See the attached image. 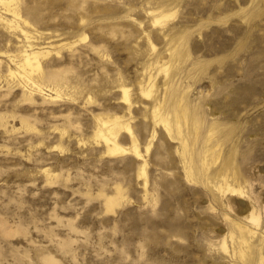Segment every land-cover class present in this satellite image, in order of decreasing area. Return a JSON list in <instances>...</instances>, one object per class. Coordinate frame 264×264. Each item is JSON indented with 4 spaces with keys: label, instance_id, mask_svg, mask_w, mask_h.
Masks as SVG:
<instances>
[{
    "label": "rangeland",
    "instance_id": "rangeland-1",
    "mask_svg": "<svg viewBox=\"0 0 264 264\" xmlns=\"http://www.w3.org/2000/svg\"><path fill=\"white\" fill-rule=\"evenodd\" d=\"M19 5L31 37L52 44L32 81L11 76L0 54V264L264 262V0ZM15 33L0 26V52L17 54ZM151 83L147 97L141 87ZM165 94L163 109L177 100L192 111L193 120L181 118L189 149L200 152L211 136L215 154L234 155L244 195L208 186L219 163L188 179L179 140L154 120ZM98 117L130 124L146 178L133 152L107 153ZM118 136L131 146L124 127ZM252 211L259 227L245 220ZM234 223L252 232L247 244Z\"/></svg>",
    "mask_w": 264,
    "mask_h": 264
},
{
    "label": "bare ground",
    "instance_id": "bare-ground-1",
    "mask_svg": "<svg viewBox=\"0 0 264 264\" xmlns=\"http://www.w3.org/2000/svg\"><path fill=\"white\" fill-rule=\"evenodd\" d=\"M165 17L166 16H164L163 13L157 15V17L154 18V23L160 22L161 19H164ZM0 26L9 31L10 33L12 31H16L17 33L15 34H18L20 37H23L22 39L18 37V41L21 44L17 54H6L0 52L1 55L4 54L5 56H7L11 64L15 67V70L11 69L10 75L13 76L19 74L22 75L24 78L32 81V76L34 74L42 73L44 62V60L42 59H45V56L48 57V53L51 54L48 48H50L52 41H47L42 44L40 40H38L36 37H31V33L27 30V28L31 26L29 22L20 13L19 0H0ZM54 47H56V45ZM162 71L166 72V74H169L170 68L165 67L164 69H162ZM34 84L40 88V91L43 92V88H41L40 85L36 83ZM153 84L154 83H151V85L147 84L148 86L141 87V92L147 97H152L155 93L153 89ZM166 94L163 98H161V100L159 98H155L154 100V120L155 123L161 122L171 134V136L179 140L182 146L181 154L183 155V163L186 168V175L188 179H191L193 172L198 176L205 175L206 178L207 172H209V166L212 164V162L215 164L219 163L221 167L219 169V172L212 177L213 180L210 181V178L207 177L208 186L211 185L212 190L221 197H225L228 193H230L231 196L238 197L244 195L245 188L241 185L240 182L245 179V174L235 164L234 155L231 154L228 158H223L221 151L215 154V147L213 148L214 145H209L211 136L208 137L205 142V145L203 146L200 152H197L196 150L191 148L189 149L187 144L188 137L182 131L181 118L183 117L184 120H193L192 111H190V108L187 106H185V108L183 109H179V107H177L179 105L177 100L169 102L168 106H165V108L163 109L162 106L165 105L164 103L166 101ZM56 95L59 96L58 93ZM130 97L131 96L129 94L128 88H124L123 98L126 100V102L131 101ZM162 111H164V114ZM170 118L175 120L174 124H171L169 120ZM97 121L99 125L97 126L95 136L100 137L104 141V144H106L107 146V153L115 154L128 151L133 152L137 157L142 158L144 160L143 166L140 170V177L143 175L146 178L147 173L145 165L147 161L144 156L140 153L136 134L131 128L130 124L125 123L122 117H98ZM122 127H124L128 131V137L131 142L130 147L122 146L119 142L120 138L118 136V132ZM192 128L195 129V132L197 134L199 127L195 126V123H193ZM148 148L149 145L147 147V153ZM211 155H213V157ZM44 172L48 173V170L45 169ZM231 174L232 177L230 176ZM146 183L147 179L145 181V185ZM121 198V191H118L117 195L108 197L107 209L112 210L115 205L119 204ZM260 219V216H257L255 214V211L249 212L245 216V220H247L255 227L260 226ZM233 225L239 233L238 242L241 245L247 244L248 241L246 236L252 234L250 229H248V227L243 224L234 223ZM226 247L227 246L225 245L224 241L222 248L226 250ZM241 254L242 256L245 255L244 252H241ZM259 264H264L262 257L260 259Z\"/></svg>",
    "mask_w": 264,
    "mask_h": 264
}]
</instances>
